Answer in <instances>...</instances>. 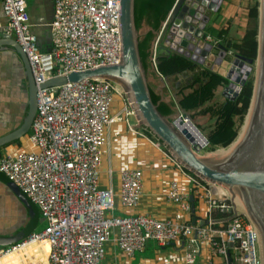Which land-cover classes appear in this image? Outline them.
Wrapping results in <instances>:
<instances>
[{
	"label": "built area",
	"instance_id": "1",
	"mask_svg": "<svg viewBox=\"0 0 264 264\" xmlns=\"http://www.w3.org/2000/svg\"><path fill=\"white\" fill-rule=\"evenodd\" d=\"M1 2L7 19L3 33L13 38L26 55L37 93L36 113L28 133L29 149L5 153L0 158V173L38 209L44 225L40 231L0 248V260L12 251L25 256L26 247L36 251L46 244L45 264H103L109 243L132 259L144 251L149 241H154L160 246L168 243L183 246L186 264H194L204 246L213 256L222 257L225 264H258L255 231L220 203L223 196L213 195L202 184L205 181L187 173L159 142L153 145L171 158L175 170L191 183L192 194L203 200L207 209L203 220L197 218L194 224L186 220L189 194L177 181H170L166 194L167 200L176 206L173 217L158 219L137 213L145 190L140 167L118 171L109 167V185L103 188L101 157L108 140L105 129L117 122L128 125L129 118L135 119L119 85L105 78H91L44 87L48 81L71 73L119 64L122 0H52L53 16L47 24L50 42L46 50H42L31 31L27 1ZM165 23L150 57L160 77L156 71L158 49L188 58L190 55L197 58L198 54L196 49L193 53L189 51L196 43L193 36L186 47L175 44L168 31L161 41ZM195 23L198 28L200 21ZM204 41L217 44L207 34ZM235 92L239 94L240 88ZM115 94L120 96L122 106L111 114ZM114 174L118 180L116 187L112 182ZM118 207L123 215L114 213ZM217 211L227 217L216 219L213 213Z\"/></svg>",
	"mask_w": 264,
	"mask_h": 264
},
{
	"label": "water",
	"instance_id": "2",
	"mask_svg": "<svg viewBox=\"0 0 264 264\" xmlns=\"http://www.w3.org/2000/svg\"><path fill=\"white\" fill-rule=\"evenodd\" d=\"M221 3L222 0H176L167 22H164L165 26L170 22L167 30L170 37H172V41L186 47L189 45L190 36H193L198 46L199 43L205 44L203 43L206 38L204 29L208 24L210 15L218 12ZM258 12V48L255 62L253 63L252 60L234 54L226 75L218 69V73L228 81L224 88L228 101L235 100L238 94L234 89L241 88L252 71H255L253 94L249 104V108L251 105L252 107L245 133L240 142L226 156L199 158L197 153H200L209 144V141L194 126L187 111L179 107L180 112L166 117L158 111L157 105L152 102L147 76L139 57L138 42L140 36L134 22V0H122L121 2L120 35L122 53L118 65L71 73L67 77L48 81L44 87L61 86L67 82L77 83L91 78H105L119 85L133 109L135 120L138 123L136 126H141L153 134L166 147L170 156L186 171L212 185L236 187V193L234 192L233 196L238 195L241 198L247 211V217L256 229L261 242L262 264H264V0H259ZM197 21H200L198 28L195 23ZM153 33L156 37L151 44V56L159 32L153 31ZM0 40H2L0 41V47H10L14 55L20 59L26 79L28 99L27 112L20 127L0 137V147H3L29 133L36 113L37 89L28 59L17 42L4 34ZM205 45L209 50L212 47L211 44ZM218 47L221 49L219 57L222 59L226 56L227 51L221 46ZM158 54L169 55L170 51L160 48ZM207 55L202 53L201 56L206 58ZM190 59L195 60L194 56L191 55ZM166 79L167 77H164L163 81H166ZM183 119H187L188 123H184ZM189 128L201 136L203 143L191 136V133L187 131ZM7 185L28 207L31 216L38 219L37 208L13 183L9 181ZM189 203L191 213L194 214L193 195H190ZM194 221H192V224H194ZM24 235H27V233L20 234V237L13 238L10 242H16ZM228 261L230 262V259Z\"/></svg>",
	"mask_w": 264,
	"mask_h": 264
},
{
	"label": "crops",
	"instance_id": "3",
	"mask_svg": "<svg viewBox=\"0 0 264 264\" xmlns=\"http://www.w3.org/2000/svg\"><path fill=\"white\" fill-rule=\"evenodd\" d=\"M26 1L30 15V23L32 24L31 31L36 36L42 50H46L50 42L47 24L52 20L53 2L52 0ZM224 2V6L222 5L218 15H215L216 18L214 19L216 21L212 23L211 30H208L206 34L214 36L215 39L212 38L217 43L223 42V40L238 42L243 36L244 29H240L242 24L239 23L237 18L229 20V16L232 15V12H229L228 9L225 10V4L227 2L226 0H224ZM240 10L241 9H239V11ZM217 16H222L223 18L221 17L220 21H218ZM227 16V21H231V27L237 29V37H234V34H232L233 36H229V33L225 32L226 28L223 27L222 20L225 21ZM244 19H241V21L243 22ZM6 25L7 19L4 15L2 2L0 0V39L4 34L3 30ZM142 28L143 32L139 40H142L144 36L151 31L146 23L142 24L141 29ZM219 32L225 34L221 38H217ZM153 35L155 38L156 36L154 33ZM215 46L220 49L218 44H215ZM158 51L159 49L157 50V56L164 55L158 54ZM150 57L151 45L148 61L149 70L146 75L149 89L155 95L159 96L162 102L164 101V103L166 102V104L171 105L173 114H175L177 110L180 109L178 104L183 96L192 93L193 89L197 86L190 88V73L173 75L167 77L166 81H163L164 76L160 77L157 75L151 65ZM225 65L228 70L230 65L226 63ZM220 67L221 66L218 65V69L225 74L226 72ZM215 73L219 74L218 71ZM225 86L226 85L217 86L212 91V99L203 106L187 111L191 116L194 126L208 139V141L209 135L212 134L217 125L218 111L221 106L228 101L224 93ZM27 102L26 79L20 59L14 55L10 47H0V137L20 127L27 112ZM119 104L120 107H117V110L112 109L111 105V114H115L121 109L122 103L120 101ZM121 124H123V126ZM187 131L193 133L196 139L199 137V135L190 128ZM142 132V129L137 128L134 123H131V118L128 120V125L125 122H117L108 129H105L108 140L102 150L101 185L103 188L109 185V178L107 176V169L109 167L115 171L134 166L140 167L144 172L145 190L136 212L150 214L158 219L173 217L176 206L172 205L166 197L170 181H177L183 191L189 194V197L193 195L192 185L187 177L175 170L172 166L171 158L165 155L161 149L153 145L155 141L151 137L148 138L143 136ZM199 142L203 143V140ZM28 144V135H25L20 139L0 147V158L5 153L14 154L18 151H28ZM117 181V176L114 174L112 182L115 187ZM8 183V179L0 173V248L3 247L8 240L20 237L22 233L40 231L44 225L39 213L38 219H34L28 207L10 190L7 185ZM218 190L219 189L216 188V193H214V195H222L220 194L222 191ZM209 191L212 192L211 189H209ZM194 198L196 199V203H194L195 212L194 214L191 213L190 205L189 214L186 216V220H189L190 223L197 218L203 220L207 210L203 205V200L196 196H194ZM117 206H119L118 202ZM114 213L116 215L124 214L120 207H118ZM38 248L40 249H36L37 253H34L37 258L36 264H45L47 249L44 244ZM183 254L184 248L181 245L168 243L164 246H160L154 241H149L143 252L136 254L132 259H128L113 243H109L103 264H186L183 259ZM21 260L19 255H15L6 261H1L0 264H22ZM194 264H225V260L222 257L213 256L208 247L204 246Z\"/></svg>",
	"mask_w": 264,
	"mask_h": 264
},
{
	"label": "trees",
	"instance_id": "4",
	"mask_svg": "<svg viewBox=\"0 0 264 264\" xmlns=\"http://www.w3.org/2000/svg\"><path fill=\"white\" fill-rule=\"evenodd\" d=\"M175 2L176 0H134V22L136 29L140 30L143 23H146L151 29V31L138 42L139 57L146 75L149 70V49L151 42L154 39L153 31H160L162 24L167 21ZM258 8V3H254L253 6L248 8V21L240 41L232 42L230 40H223V42L217 43L227 52L237 54L247 60H252L253 63L257 58L258 48ZM169 24L170 23H168L167 26H169ZM224 34L225 33L223 32H219L217 38H221ZM156 71L164 77L184 73L191 74L189 86L190 88H194L193 86L197 87L193 89L192 93L183 96L180 100L179 107L185 111H191L203 106L206 102L212 99V91L217 86L228 84V81L223 76L212 72L209 69L197 66L190 58L176 52L169 55L157 56ZM253 84L254 80L252 77L247 79L246 83L240 88V92L235 100L226 101L225 104L221 106L217 114V125L212 134L209 135V144L211 146L226 148L234 141L238 133L236 129V119H238L239 122H242L248 111L253 94ZM150 94L152 102L157 105L158 111L163 116L167 117L173 114L171 105L163 103L160 97L155 95L151 90ZM152 139L159 142L160 145H163L160 141L154 138ZM209 144L204 147V149L210 147ZM186 172L189 173L188 171ZM194 203H196L195 198ZM213 216L219 219L227 217V214L219 213V211H217L213 213ZM28 234L29 233H27V235ZM11 244L10 240H8L3 246H10Z\"/></svg>",
	"mask_w": 264,
	"mask_h": 264
},
{
	"label": "rangeland",
	"instance_id": "5",
	"mask_svg": "<svg viewBox=\"0 0 264 264\" xmlns=\"http://www.w3.org/2000/svg\"><path fill=\"white\" fill-rule=\"evenodd\" d=\"M226 4H225V10L226 9H228L229 10V12H232V15L231 16H229L230 18H229V20L231 19V20H234L235 18H237L238 20H239V23L240 24H242V27H240V29H246V25H247V21H248V19H247V13H248V8H250L251 6H253L254 5V3H258L259 4V0H226ZM224 0H222V3H221V5H220V7H219V10H218V12L217 13H212L211 15H210V17H209V21H208V24L206 25V27H205V33H207V31L208 30H211V25H212V23H214L216 20L214 19V18H216V14L218 15V13L220 12V10H221V7H222V5L224 6ZM239 9H241L240 11H239ZM222 17V16H221ZM221 17H218L217 16V20L218 21H220V19H221ZM223 18V17H222ZM245 18V19H244ZM226 20L224 21V20H222V23H223V27L224 28H226V30H225V32H228L229 33V36H233L232 34H234V37H237V29H235V28H233V27H231L232 25H231V21H227L228 20V16L225 18ZM241 19H244V21L242 22L241 21ZM168 23H170V22H168ZM169 26H166V28H165V30H164V32H163V34H162V36H161V41H164L165 39H166V37H167V28H168ZM143 32V28L142 29H140L139 31H138V35L139 36H141V33ZM210 36H211V38L213 37L214 38V36H212L211 34H210ZM212 38V39H213ZM215 39V38H214ZM213 39V40H214ZM203 43H205V44H211L210 42H207V41H204ZM198 43H195V45H193L195 48H193V49H191V50H189V51H191L192 53L194 52V50L196 49V48H198L199 46L197 45ZM211 45H213V47H212V49H210L209 50V55L210 56H207L206 58H203L202 59V62H199L198 60L200 59V56H201V54L200 53H198V54H195L196 56H197V58H195V60H192L197 66H201V67H203V68H206V69H209L210 71H215V72H217L218 71V65H216L215 64V60L216 59H218V57H219V53H220V49H218L216 46H215V44H211ZM216 47V48H215ZM234 55V54H233ZM202 57V56H201ZM198 59V60H197ZM205 59V60H204ZM231 59H233L232 58V55L231 54H226V56L225 57H223L222 59H221V61L222 62H224V64L226 63V64H229V65H231ZM229 61V62H228ZM209 62H210V64H209ZM226 73H227V71H226ZM226 73H225V75H226ZM253 78V80H255V71L253 70V72L250 74V76H249V78ZM248 78V79H249ZM120 89V88H119ZM122 93V95H123V98L124 99H128L127 98V96H126V94L124 93V92H121ZM124 93V94H123ZM121 99H120V96H118L117 94H115L114 96H113V103H112V109H114V110H117V107H120V104H119V101H120ZM128 101V100H127ZM247 114L248 113H246V115H245V117H247ZM244 121V120H243ZM243 121L242 122H239V120L238 119H236V129H237V132H239V130H240V128H241V126H242V124H243ZM131 123H134L135 125H138V123H137V121L134 119V117H131ZM122 126H123V124H121ZM137 128H139V129H142L143 130V132H142V134H143V136H146V137H151V138H154V139H156V137L155 136H153V134H151L150 132H148L145 128H143V127H137ZM147 131V132H145V131ZM195 132V131H194ZM149 133V134H148ZM196 133V132H195ZM238 134V133H237ZM28 135V134H27ZM238 136V135H237ZM201 137V136H200ZM199 138V137H198ZM202 139V138H201ZM157 140V139H156ZM155 141V140H154ZM163 146V148H164V145H162ZM204 149V148H203ZM218 151V150H224L222 147H211V145H210V147H208L205 151L204 150H202L204 153H207V155H206V157L207 156H209V155H211V154H213V153H215L216 151ZM165 151L166 152H168L167 151V149H166V147H165ZM197 155H198V157L199 158H203V156L201 155V152L200 153H197ZM202 156V157H201ZM209 158V157H208ZM194 177H196L195 175H194ZM197 179H198V177H196ZM207 183V184H206ZM203 185H205V187L207 188V189H211V191H212V194L214 195V193H216V188H218L219 190L218 191H222V192H220V194H222L221 196H223L222 198H220L219 199V201H220V203L221 204H224L225 206H227L228 208H229V210H231V214H237V215H239L242 219H243V221L247 224V225H249L250 227H252V229L255 231V228H254V225H253V223L249 220V218L247 217V214H246V212L243 210V208L239 205V203H241L243 206H244V204L242 203V202H237V201H235V200H233V198H231V196L228 194V192L226 191V189H224L223 187H221V186H218V185H212V184H210V183H208V182H203L202 183ZM237 204V205H236ZM253 225V226H252ZM255 233H256V231H255ZM256 235H257V233H256ZM44 246L46 247V244H44ZM260 260V244H259V241H258V254H257V263L258 264H261V261H259Z\"/></svg>",
	"mask_w": 264,
	"mask_h": 264
},
{
	"label": "bare ground",
	"instance_id": "6",
	"mask_svg": "<svg viewBox=\"0 0 264 264\" xmlns=\"http://www.w3.org/2000/svg\"><path fill=\"white\" fill-rule=\"evenodd\" d=\"M178 33H181V32H178ZM198 45V44H197ZM195 48V47H194ZM196 52H198V53H200L201 55H202V53H205L207 56H210L209 55V48L205 45V44H201V43H199V47L198 48H196ZM195 58V57H194ZM198 60V59H197ZM205 60V59H204ZM199 62H202V59H199L198 60ZM209 64H210V62H209ZM215 64L216 65H219V66H221L222 68H223V70L226 72L227 71V66L221 61V57H218V59H216L215 60ZM220 67V68H221ZM120 88V89H119ZM118 89L120 90V91H123L122 90V88L120 87V86H118ZM234 91H236V89H234ZM124 92V91H123ZM124 94V93H123ZM251 107H252V105L250 106V108H249V110L247 111V117H245L244 116V121H243V124H242V126H241V128H240V130H239V132H238V136L236 137V139L234 140V142L230 145V146H228L227 148H225L224 150H218V151H216L215 153H213V154H211V155H209V156H207L206 157V155H207V153H204L203 151H201V155L203 156V158H214V157H217V156H226V155H228L230 152H231V150L240 142V140H241V138H242V136L244 135V133H245V130H246V126H247V123H248V119H249V116H250V112H251ZM197 134V133H196ZM195 134V135H196ZM198 135V134H197ZM191 136H193L195 139H196V136H194V134L193 133H191ZM201 137L199 136V138L197 137V140L198 141H202V139H200ZM206 149H204V151H205ZM198 156V155H197ZM201 156V157H202ZM221 187H223L224 189H226V191L228 192V194L231 196V198H233V200H235V201H237L238 203L239 202H242L241 201V198L237 195V196H233V193L236 191V187H224V186H221ZM236 193V192H235ZM236 195V194H235ZM243 203V202H242ZM237 205V204H236ZM239 205L243 208V210L246 212V214H247V211H246V208H245V206H243L241 203H239ZM253 226V225H252ZM252 228V227H251ZM255 228V227H254ZM255 231H256V229H255ZM257 233V232H256ZM257 237H258V234H257ZM258 241H259V244H260V260L259 261H261V264H262V253H261V242H260V240H259V237H258ZM35 248H33V247H26L23 251H24V253H26V255L25 256H21V252L20 253H18V252H15V251H12V252H10V253H8V254H6L1 260H0V262L1 261H6L7 259H10V258H12L13 256H15V255H19L20 257H21V261H22V264H28V263H32V264H36V262H37V258H36V256H35V254L34 253H37L36 251H33ZM24 257V258H23Z\"/></svg>",
	"mask_w": 264,
	"mask_h": 264
},
{
	"label": "clouds",
	"instance_id": "7",
	"mask_svg": "<svg viewBox=\"0 0 264 264\" xmlns=\"http://www.w3.org/2000/svg\"><path fill=\"white\" fill-rule=\"evenodd\" d=\"M38 210V209H37ZM39 213V212H38ZM25 236V235H24ZM4 247V246H3ZM2 248V247H1Z\"/></svg>",
	"mask_w": 264,
	"mask_h": 264
}]
</instances>
